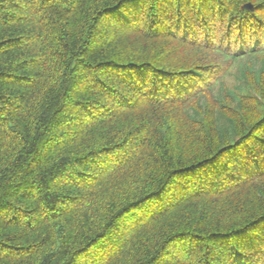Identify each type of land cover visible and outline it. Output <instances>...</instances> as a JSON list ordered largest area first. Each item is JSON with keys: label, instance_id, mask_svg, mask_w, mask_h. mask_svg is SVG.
<instances>
[{"label": "trees", "instance_id": "trees-1", "mask_svg": "<svg viewBox=\"0 0 264 264\" xmlns=\"http://www.w3.org/2000/svg\"><path fill=\"white\" fill-rule=\"evenodd\" d=\"M0 264H264V0H0Z\"/></svg>", "mask_w": 264, "mask_h": 264}, {"label": "water", "instance_id": "water-1", "mask_svg": "<svg viewBox=\"0 0 264 264\" xmlns=\"http://www.w3.org/2000/svg\"><path fill=\"white\" fill-rule=\"evenodd\" d=\"M244 7H245V8L253 9V5L250 4V3L245 4Z\"/></svg>", "mask_w": 264, "mask_h": 264}, {"label": "rangeland", "instance_id": "rangeland-1", "mask_svg": "<svg viewBox=\"0 0 264 264\" xmlns=\"http://www.w3.org/2000/svg\"><path fill=\"white\" fill-rule=\"evenodd\" d=\"M229 81H232V85L237 84V81H236L233 77H231V78L229 79Z\"/></svg>", "mask_w": 264, "mask_h": 264}]
</instances>
